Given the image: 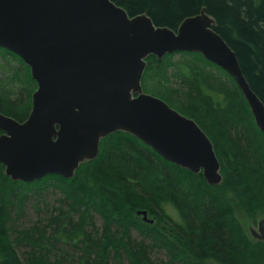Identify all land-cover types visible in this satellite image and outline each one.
<instances>
[{"label":"trees","instance_id":"1","mask_svg":"<svg viewBox=\"0 0 264 264\" xmlns=\"http://www.w3.org/2000/svg\"><path fill=\"white\" fill-rule=\"evenodd\" d=\"M113 1L131 16L146 14L174 30L205 9L264 102V0ZM0 53L21 65L0 76V113L24 122L37 82L18 56ZM143 87L208 134L222 183L210 186L202 173L165 160L126 132L103 139L99 156L85 160L72 179L15 182L0 164V264H122L123 256L130 264H157L154 251L166 254L163 264H264V241L251 237L235 215L239 207L264 216V135L237 82L201 54L179 52L150 56ZM50 190L58 198L47 202ZM29 201L44 216L37 222L25 216Z\"/></svg>","mask_w":264,"mask_h":264},{"label":"water","instance_id":"2","mask_svg":"<svg viewBox=\"0 0 264 264\" xmlns=\"http://www.w3.org/2000/svg\"><path fill=\"white\" fill-rule=\"evenodd\" d=\"M214 24L205 9L174 30L146 14L131 16L113 0H0V48L18 55L38 85L26 121L0 113L6 175L71 179L81 163L99 156L104 138L124 131L219 185L221 163L209 136L142 84L150 56L200 53L237 82L264 135V102ZM138 215L154 223L147 211ZM253 235L264 241V222Z\"/></svg>","mask_w":264,"mask_h":264},{"label":"rangeland","instance_id":"3","mask_svg":"<svg viewBox=\"0 0 264 264\" xmlns=\"http://www.w3.org/2000/svg\"><path fill=\"white\" fill-rule=\"evenodd\" d=\"M181 59V56L180 55H177L176 58H175V61L176 62H179ZM20 67L21 65L19 64V60H15L13 57H7V58H4L2 56V54L0 53V76H10L13 74L15 68ZM23 68V67H21ZM215 68V67H214ZM212 69V68H211ZM212 71L214 72H217L216 69H212ZM210 81V80H209ZM150 85L151 82H150ZM178 112H180L181 114L185 115L188 117V113L185 112L183 109H180L179 107L177 106H174ZM45 200L47 202L49 201H55L56 198H58V195L56 194L55 191H45ZM236 205V203H235ZM26 212H25V216L27 218H29L31 221L33 222H37L39 220V217L42 216L44 217L42 214H38L37 211L35 210L34 208V203H32L31 201H29L27 204H26ZM166 211L168 214H170L171 216H173L174 219L178 220L179 219V215L178 213L173 209V208H166ZM235 215L237 218H239L247 233L251 236V237H254L253 236V231H256L258 232L259 231V225L264 222V216L262 215H255V214H251V213H248L244 210H241L239 207H235ZM151 218H154L156 219V217L154 216H151ZM97 225L98 227L100 228L103 224V221L102 219H97ZM134 237H137V235L134 233ZM153 259L157 262V264H163L164 262H167V256L164 252L162 251H154L153 254ZM122 264H130L127 259L123 256L122 258ZM113 264H119L117 262L113 263ZM174 264H178V263H174Z\"/></svg>","mask_w":264,"mask_h":264}]
</instances>
